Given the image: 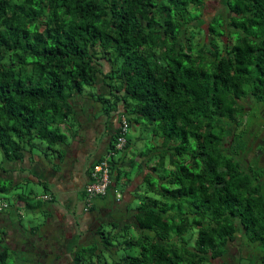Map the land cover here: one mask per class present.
Listing matches in <instances>:
<instances>
[{"label":"trees","instance_id":"trees-1","mask_svg":"<svg viewBox=\"0 0 264 264\" xmlns=\"http://www.w3.org/2000/svg\"><path fill=\"white\" fill-rule=\"evenodd\" d=\"M206 1L0 0V193L37 140L65 158L77 100L119 116L88 166L93 181L108 162L105 192L84 189L87 230L17 186L42 221L3 202L16 230L0 227V264H264V181L248 162L264 135V0H223L201 26ZM142 123L138 145L126 134Z\"/></svg>","mask_w":264,"mask_h":264},{"label":"crops","instance_id":"crops-1","mask_svg":"<svg viewBox=\"0 0 264 264\" xmlns=\"http://www.w3.org/2000/svg\"><path fill=\"white\" fill-rule=\"evenodd\" d=\"M99 88L103 90L100 86ZM81 101L75 102V109L80 115L83 130L65 147L66 155L63 160L60 162L55 160L56 163H52L40 159L30 151L25 152V157L16 167L14 165L12 167L10 163L5 166L6 173H11V175L6 174L8 178L12 180L18 178L17 181L14 180L15 188L20 186L18 182L23 178L28 179V175L34 182L42 184L44 192L39 198L42 199L46 193H51V206L54 215L57 216L56 219H62L69 228L77 229L81 227L82 222L89 220V211H86L84 203V189L89 181L88 166L105 150L109 133L118 123L114 122L116 112L104 115L103 120V115L97 118L88 115L87 111L91 112L93 105L88 101L83 103ZM84 114L88 116L85 117ZM95 124L98 125L96 130L93 128ZM13 195L15 197L16 192ZM15 205H24V201L17 199ZM4 212H0V227L12 226V231L16 230L15 223L10 219L11 211L10 216Z\"/></svg>","mask_w":264,"mask_h":264},{"label":"rangeland","instance_id":"rangeland-1","mask_svg":"<svg viewBox=\"0 0 264 264\" xmlns=\"http://www.w3.org/2000/svg\"><path fill=\"white\" fill-rule=\"evenodd\" d=\"M222 2H223V0H207L206 5H205V9H204V14L201 17V20L198 21L199 22L198 24H201V26H205V24L208 22V20H210V17L213 14V12L220 9ZM103 70H108V66L106 64L103 66ZM98 86H100L103 90L109 89L108 86L105 85L101 80H99ZM86 89H88V88H86ZM122 110H123L122 103H120L119 108H118V114H120L119 112H122ZM120 117H121V114H120ZM251 117H254V115H252ZM103 118H104V115L102 117V120H103ZM117 118H119V116L115 115V117H114L115 121L114 122H117ZM76 126L77 127H75V123H74L73 127L75 129L76 128L78 129L77 135H79L81 130H83V129L81 128V126H79L78 123H76ZM97 127H98L97 124H95L93 126V128L95 130L97 129ZM150 130L151 129L146 128L143 125V123L140 125L135 124L133 126L128 127L126 136H127V138H129L131 140V142H134L135 139H137L136 136H139V134H141V132L143 133L144 136H147L148 134H150ZM67 142L72 143V138L70 136H69ZM87 142H89V141H87ZM135 142L139 145V141H135ZM134 143H131V144H134ZM50 152H51V150L47 147V144L45 142L39 141V140L36 141V145L33 146L31 149V153L38 156L40 159L47 160L49 162L52 161V163H56V161H55V160H57L56 157L54 155L50 154ZM118 155H121V151H119ZM6 174L11 175V173L10 174L6 173ZM28 177H29L28 179L23 178L19 185H20L21 189L26 194L30 195L29 201L32 202L33 204H35V203H38L37 201H38V199H40L39 196L44 192V188H43L42 184H38V183L34 182V180L31 178L30 175H28ZM17 179L18 178H14L15 181H17ZM135 181H137V182L140 181V177H136ZM20 187L19 188L14 187L8 193H0V202L9 203L11 208H6V210H10L12 212L13 218L14 217L17 218L18 215H21L22 216V222L25 226L28 227V224H30L28 220H32L33 224H39L42 221V216L40 214L36 215V217L34 219L33 214H32V209H29V208L27 209L24 205L17 206V208L14 207L15 197H14L13 193H15L17 191V189L19 190ZM126 195H127V193H125V196ZM12 205H13V207H12ZM16 209H18L17 210L18 214L16 213ZM0 212H3V211H0ZM89 223H90V220L89 221L87 220V222L85 220L84 222H82L80 229L86 231ZM131 251L136 252L137 248H133ZM11 259H13V256ZM11 259H9V260H11Z\"/></svg>","mask_w":264,"mask_h":264},{"label":"built area","instance_id":"built-area-1","mask_svg":"<svg viewBox=\"0 0 264 264\" xmlns=\"http://www.w3.org/2000/svg\"><path fill=\"white\" fill-rule=\"evenodd\" d=\"M125 142V138L122 136L116 143L117 148H120L123 143ZM108 162L104 160L100 164H96L90 173V177H93V181H88L85 186L86 191L88 194H98L104 193L105 188L108 184ZM0 206H5L4 203L0 202Z\"/></svg>","mask_w":264,"mask_h":264},{"label":"flooded vegetation","instance_id":"flooded-vegetation-1","mask_svg":"<svg viewBox=\"0 0 264 264\" xmlns=\"http://www.w3.org/2000/svg\"><path fill=\"white\" fill-rule=\"evenodd\" d=\"M262 134H264V126L262 130ZM256 139L257 140L254 143L250 142V144L251 145L253 144V146L251 147L252 149H250V151L248 152V157H249L248 162L250 163L254 160L261 166L260 171H262V175L260 178H263L262 180L264 181V171H263L264 170V135L261 137L258 136V138ZM243 149H245L244 146H242L240 150Z\"/></svg>","mask_w":264,"mask_h":264}]
</instances>
